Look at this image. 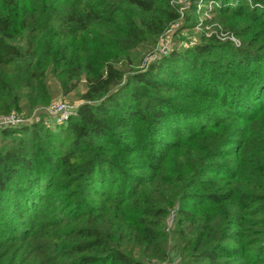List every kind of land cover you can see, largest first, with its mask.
Here are the masks:
<instances>
[{
    "label": "trees",
    "instance_id": "16d2710c",
    "mask_svg": "<svg viewBox=\"0 0 264 264\" xmlns=\"http://www.w3.org/2000/svg\"><path fill=\"white\" fill-rule=\"evenodd\" d=\"M177 1L0 0V116L23 118L0 126V234L34 254L0 253V264H174L170 216L175 264H264V121L244 133L238 123L264 115V65L233 62L247 57L240 48L222 60L233 47L203 32L146 62L166 30L203 28ZM231 1L187 8L204 20L244 8L263 22L262 0ZM209 57L241 83L220 78ZM189 93L217 112L182 101ZM56 95L77 103L51 126Z\"/></svg>",
    "mask_w": 264,
    "mask_h": 264
},
{
    "label": "rangeland",
    "instance_id": "374dc122",
    "mask_svg": "<svg viewBox=\"0 0 264 264\" xmlns=\"http://www.w3.org/2000/svg\"><path fill=\"white\" fill-rule=\"evenodd\" d=\"M56 4L62 5L64 7H70L74 0H55ZM214 4H215V0H211ZM239 1V0H238ZM216 3H219V1ZM239 2H237V0H232L230 3H227V5L229 4V6H234L235 4H237ZM177 5H179L182 8H185V12L188 15L189 19L194 22V23H198L200 25H203V28L201 29H197V30H190V29H186V30H181L180 32H174L173 28L169 29L168 31L166 30V32L161 36L157 38V43L156 44V48L154 49V56H150L148 58H146V62H150L152 60H154V58L158 55H166L168 54L170 51H172V49H177V50H181L185 47H188L189 45H191V43H193V41H199L198 40V35L199 32H203L205 34L211 35V34H216L215 35V39H217L219 42H223L225 44L231 45L233 47L234 50L230 51V50H226L224 51L219 58H221L222 60L227 59L228 57L232 59V53L236 52V48H240L244 51L249 52L248 54H246V58H243V52H240L236 55V57H234V59H232L233 62H237L239 59H246L245 63L246 65H244V62L241 64V66H246L248 67V69H251L253 73H257L262 66L264 65V20L263 22H258V20L256 21H247V19H245L243 13H248V10L244 9L241 12H237V13H233L232 11H230L229 9L227 11H222L218 14V17H208V16H204L206 19H200L198 18V16L196 15L195 11L190 10L189 8V4H188V0H178ZM231 4V5H230ZM261 6L264 7V0H262ZM258 8V7H257ZM259 10V9H258ZM243 12V13H242ZM262 11H260L261 13ZM242 14V15H240ZM261 16H264V12H262L260 14ZM230 25H234L236 27V29L239 31L238 33L240 35H243L242 37L239 36H235L233 34L228 33V27ZM253 54H256L253 55ZM153 55V54H152ZM254 56V57H253ZM218 58V59H219ZM208 62L212 65L213 69H216L219 73V77L226 80L230 85L232 84H237L239 85V83H241V81L239 80V76L236 75V68H234L233 66H225L224 62L223 63H218V64H214L213 62L218 60V59H214L213 57H209ZM252 59V60H250ZM256 59V60H254ZM235 75V76H233ZM259 76L261 77L260 79H262L263 76H261V72L259 74ZM199 84V82H195V85ZM200 86L202 85V82H200ZM184 93H188V92H184ZM241 95L242 96V100L244 101H251L248 97L244 96L242 90L238 89L237 90V95ZM57 97H55L54 99L50 100L49 104L58 102L60 100H64L66 103H71L69 104L70 107H74V105L77 103V101L75 102V100L73 102L69 101L68 97H62L61 95H56ZM192 96L193 98L190 99L189 101H191L192 103H196L198 106H208L209 102H212L214 105H212L213 109L212 111H216L218 109V106H216L218 104V102H216L215 100H210L207 98H200L199 95L197 94H192L189 93V95L187 96H181V100L184 101L186 100L187 97ZM199 97V98H198ZM252 103V102H250ZM47 105V106H48ZM184 105V104H182ZM46 106V107H47ZM47 118V123H49V125H53V123L57 122L56 117L50 116L48 113L44 115V118ZM259 117H261V121L259 119ZM257 119H255V123H243V122H238L240 127L243 130V133L246 132L247 128H249L250 126L253 125H259L260 122L264 121V115L259 116ZM197 119L196 116L194 117H189L187 118L185 121L186 123H190L192 122V124L196 123L195 120ZM204 121L209 120L208 118H203ZM184 121V120H183ZM161 135H172V132L170 131L168 126H164V129L161 131L160 133ZM235 138V137H234ZM227 161H229L231 159V156H227ZM39 211H42V207H39ZM43 214H41L40 212L36 214V216L34 218H31L34 221H39L40 219H42ZM170 218V219H169ZM167 219L166 222V227L164 228V230L166 231L167 234V240H166V244H165V248L167 249L168 252L171 253L172 256V260L174 262V264L178 261V256L175 254L176 252L178 253L177 250V237L175 232H173L172 229V220L173 218H171V216ZM17 220L19 222H17L16 224L18 225V227H25L26 225V219L23 217H20L19 219L17 218ZM172 229V230H171ZM7 232H2L0 234V240H1V245H0V253L2 254L3 258L8 257L10 254L13 255L14 253H16V257L17 256H33V253H29L31 250L29 249L30 245L28 246H21L19 243L16 244H8L9 242L6 241L5 236L10 233L9 229L6 228L5 229ZM29 249V250H28ZM16 250V251H15ZM171 260V261H172ZM171 264H173L172 262H169Z\"/></svg>",
    "mask_w": 264,
    "mask_h": 264
},
{
    "label": "built area",
    "instance_id": "2783aa9c",
    "mask_svg": "<svg viewBox=\"0 0 264 264\" xmlns=\"http://www.w3.org/2000/svg\"><path fill=\"white\" fill-rule=\"evenodd\" d=\"M45 111L51 115H54L57 121L61 122L69 118L72 112V107H70L69 104H67L66 102L60 100L58 102L48 105L45 108ZM22 119H23L22 117L12 112L6 116H0V126L7 125V124L20 123Z\"/></svg>",
    "mask_w": 264,
    "mask_h": 264
}]
</instances>
